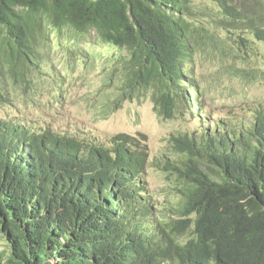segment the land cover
<instances>
[{
	"label": "trees",
	"instance_id": "trees-1",
	"mask_svg": "<svg viewBox=\"0 0 264 264\" xmlns=\"http://www.w3.org/2000/svg\"><path fill=\"white\" fill-rule=\"evenodd\" d=\"M193 1L0 0V104L33 100L23 91L40 75L45 42L69 29L75 44L93 31L117 48L103 63V87L116 90L100 97L101 112L151 89L165 119L187 124L194 109L208 119L187 63L201 40L221 43L191 19ZM209 1L229 25L242 19L234 0ZM249 4L260 20L264 0ZM243 25L264 42V26ZM261 78L264 69L249 80ZM241 110L212 129L171 134L179 157L151 161L127 133L98 146L111 160L102 164L78 133L0 129V264H264V104ZM149 168L175 183L159 211Z\"/></svg>",
	"mask_w": 264,
	"mask_h": 264
},
{
	"label": "rangeland",
	"instance_id": "rangeland-1",
	"mask_svg": "<svg viewBox=\"0 0 264 264\" xmlns=\"http://www.w3.org/2000/svg\"><path fill=\"white\" fill-rule=\"evenodd\" d=\"M234 1L240 8L244 7L243 17L236 25L226 23L228 18L212 1L194 0L191 6V19L204 26V31H209L207 27L215 30L221 43L216 45L209 37L201 40L203 31L195 33L197 42L201 41L196 44L197 48L187 63L192 76L190 81L199 88L208 119L207 115L206 119L199 117L195 109L187 124L176 118L165 119L155 110L151 89L107 112H101L100 97L107 88L111 94L116 90L114 83L103 87L104 79L109 78L103 62L114 57L117 48L102 42L93 31L75 44L71 40V31L66 29L62 36L51 33L44 44L43 54L47 60L41 67V76L23 91L33 100L25 106L19 101L12 105L0 104V125L42 122L58 131L76 127L93 133L105 144H109L115 133L126 132L142 141L150 161L163 154L171 158L179 157L167 141L171 134L198 132L195 128L211 129L215 126V119L224 117L230 109L242 112L245 103L256 99L264 104L261 82L264 78L249 80L253 71L264 69V42L258 41L251 34V28L243 25L264 26V12L256 21L259 15L251 11L250 0ZM242 39H248V45L242 44ZM189 96L193 99L189 102L190 107H197L193 92ZM147 171V183L154 193L159 211L164 201H168L166 198L170 201L174 199L172 188L175 183L154 168Z\"/></svg>",
	"mask_w": 264,
	"mask_h": 264
},
{
	"label": "clouds",
	"instance_id": "clouds-1",
	"mask_svg": "<svg viewBox=\"0 0 264 264\" xmlns=\"http://www.w3.org/2000/svg\"><path fill=\"white\" fill-rule=\"evenodd\" d=\"M43 52H44V48L42 49L41 53L43 54ZM46 60H47V58H44L43 59L42 66L44 65V63H45ZM40 70H41V67H40ZM39 76H41V75H39ZM35 80H37V78H35ZM141 94H138L137 96H139ZM114 95H116V93ZM195 103H196V105H198L197 104L198 102H195ZM191 109H193V108L191 107ZM8 126H22V127H34V126H38V127H47L48 125L45 124V123H42V122L35 123V124L30 123V122H23V124L22 123H18V124H14V125L2 124V125H0V129L1 130L3 129V131H10V129L7 128ZM49 128H51V127H49ZM203 129H206V128H203ZM53 130H55V129H53ZM56 131H58V130H56ZM61 131H65V132L72 133V134L78 133L86 141V146L88 147V156H89V158L91 160L95 161V162L102 163V164L108 163L111 160L107 157V155L105 154V152L103 150H101V149L98 148V146L99 147H102V148H104V147L112 148V146H113V137H115V136H117V135H119L121 133H126V132H118V133H115L114 135L111 136L110 141H109V144H105L104 142L100 141L99 140V137L96 136V135H94L93 133H91L89 131H86V130H79L76 127L69 128V129H64V130H61ZM127 134L130 135V133H127ZM146 180H147V176H146Z\"/></svg>",
	"mask_w": 264,
	"mask_h": 264
},
{
	"label": "bare ground",
	"instance_id": "bare-ground-1",
	"mask_svg": "<svg viewBox=\"0 0 264 264\" xmlns=\"http://www.w3.org/2000/svg\"><path fill=\"white\" fill-rule=\"evenodd\" d=\"M163 113V112H162Z\"/></svg>",
	"mask_w": 264,
	"mask_h": 264
}]
</instances>
